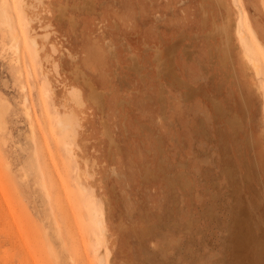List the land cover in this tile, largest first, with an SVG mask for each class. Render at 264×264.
I'll return each mask as SVG.
<instances>
[{
	"label": "rangeland",
	"instance_id": "374dc122",
	"mask_svg": "<svg viewBox=\"0 0 264 264\" xmlns=\"http://www.w3.org/2000/svg\"><path fill=\"white\" fill-rule=\"evenodd\" d=\"M0 264H264V0H0Z\"/></svg>",
	"mask_w": 264,
	"mask_h": 264
},
{
	"label": "bare ground",
	"instance_id": "6f19581e",
	"mask_svg": "<svg viewBox=\"0 0 264 264\" xmlns=\"http://www.w3.org/2000/svg\"><path fill=\"white\" fill-rule=\"evenodd\" d=\"M39 1V0H38ZM25 4V3H24ZM26 5V4H25ZM31 5V4H30ZM235 13V12H234ZM226 16V15H225ZM227 18V17H226ZM230 18V17H229ZM229 20V19H228ZM230 21V20H229ZM228 22V21H227ZM230 22H233V21H230ZM233 24V23H232ZM214 25V24H213ZM226 25V24H225ZM227 25H228V23H227ZM226 25V26H227ZM218 26V25H217ZM223 26V25H222ZM219 27H221V26H219ZM224 29H225V27L223 28V32H224ZM228 31V30H227ZM227 31H225V32H227ZM220 32H222V31H220ZM251 32H252V29H251ZM228 33H229V31H228ZM242 33L243 32H241V28L239 27V25H238V23H235L234 25H233V32H232V34L236 37V39H241V37H242ZM225 34V33H224ZM254 35V34H253ZM227 37V36H226ZM228 38V37H227ZM229 39H230V37H229ZM31 42L36 46V47H38V42L36 41V39L34 38V37H31ZM228 41V40H227ZM227 41H225V42H227ZM228 44L230 43V41L229 42H227ZM239 43V42H238ZM225 45H226V43H224ZM261 46V45H260ZM262 47V46H261ZM263 50V49H262ZM155 55H156V53H155ZM99 56H100V52H99V49H96L95 47L92 49V52L89 54V58L87 59V62H89V63H91L92 64V62L93 61H95V60H97L98 58H99ZM243 56H244V60L246 61V60H248L249 58V55L247 54V53H245V52H243ZM158 56L156 55V57L154 58V59H156ZM134 58V57H133ZM222 61H223V59H222ZM247 63V62H246ZM159 64H161V62L159 63ZM251 64V63H250ZM246 67H247V65H246ZM255 71H256V69H255ZM257 72V71H256ZM259 85V84H258ZM258 88V87H257ZM95 100H94V102L95 103H97V104H99V103H102V101H101V99H100V97H96L95 96V98H94ZM96 222H97V224L99 225V227H100V230H101V232H102V234L104 235L105 234V230H104V226H103V221H102V219L101 218H99V217H97V219H96ZM107 241V240H106ZM98 253V254H97ZM96 254H97V256H98V258H99V261L100 262H102V260H103V256L98 252V250L96 251Z\"/></svg>",
	"mask_w": 264,
	"mask_h": 264
},
{
	"label": "crops",
	"instance_id": "0c3cea01",
	"mask_svg": "<svg viewBox=\"0 0 264 264\" xmlns=\"http://www.w3.org/2000/svg\"><path fill=\"white\" fill-rule=\"evenodd\" d=\"M107 42V41H106ZM172 48L173 47H169L168 48V53H170L171 52V50H172ZM108 53L110 54V58H114L115 57V51H114V47H110L109 49H108ZM156 55L158 56L156 59H154L156 62H157V64H158V71H164L165 72V70H166V65L163 63V62H161V64H159L160 63V58H159V52H158V50H156ZM156 55H155V57H156ZM154 57V58H155ZM131 59H132V67L134 68V70H136V71H138L139 72V70H140V65H139V63L137 62V60L135 59V58H133V57H131ZM140 73V72H139ZM117 79L119 80V78H118V76H117ZM86 84H87V86L89 87V89H90V91H89V97H90V94H92V95H94L95 94V96L96 97H100V99H101V101H102V103H99L100 105H103V96H102V93L99 91V90H97L95 87H94V85H93V83H92V81H91V79L90 78H87V80H86ZM257 88V87H256ZM92 101V100H91ZM93 102V101H92ZM94 104H96L95 102H93ZM96 105H98V104H96Z\"/></svg>",
	"mask_w": 264,
	"mask_h": 264
}]
</instances>
